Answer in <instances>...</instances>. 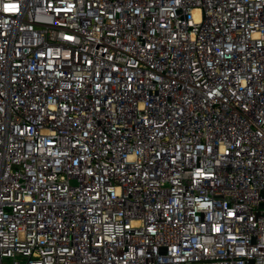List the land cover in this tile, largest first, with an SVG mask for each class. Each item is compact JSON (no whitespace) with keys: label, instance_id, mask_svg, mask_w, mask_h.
<instances>
[{"label":"built area","instance_id":"obj_1","mask_svg":"<svg viewBox=\"0 0 264 264\" xmlns=\"http://www.w3.org/2000/svg\"><path fill=\"white\" fill-rule=\"evenodd\" d=\"M0 264H264V0H0Z\"/></svg>","mask_w":264,"mask_h":264},{"label":"snow or ice","instance_id":"obj_2","mask_svg":"<svg viewBox=\"0 0 264 264\" xmlns=\"http://www.w3.org/2000/svg\"><path fill=\"white\" fill-rule=\"evenodd\" d=\"M6 9L10 11H14L16 9V5L15 4L6 5Z\"/></svg>","mask_w":264,"mask_h":264}]
</instances>
